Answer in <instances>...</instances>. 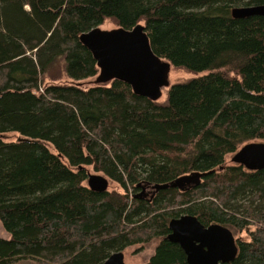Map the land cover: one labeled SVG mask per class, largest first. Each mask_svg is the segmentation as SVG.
I'll return each instance as SVG.
<instances>
[{"label":"trees","instance_id":"trees-1","mask_svg":"<svg viewBox=\"0 0 264 264\" xmlns=\"http://www.w3.org/2000/svg\"><path fill=\"white\" fill-rule=\"evenodd\" d=\"M260 4L0 0V264H103L152 240L143 264H189L168 239L185 214L248 233L226 264H264V169L227 163L264 141V16L231 12ZM107 21L144 24L157 55L197 76L162 102L120 80L88 86L99 68L79 37ZM58 63L72 82L45 85ZM89 167L122 191L92 190ZM193 171L207 173L182 190ZM146 184L169 185L147 198Z\"/></svg>","mask_w":264,"mask_h":264},{"label":"water","instance_id":"water-1","mask_svg":"<svg viewBox=\"0 0 264 264\" xmlns=\"http://www.w3.org/2000/svg\"><path fill=\"white\" fill-rule=\"evenodd\" d=\"M231 12L236 19L264 16V4L237 6ZM79 39L97 62L99 74L96 84L120 80L129 84L135 94L153 101L160 100L164 89L172 85V63L155 53L146 26L142 23L132 29L95 27L82 33ZM231 162L250 171L264 169V141L244 144L232 155ZM168 185L156 184L152 187L159 189ZM88 186L94 191L105 192L109 189V179L90 173ZM169 228L168 239L181 246L189 264H226L238 255L236 236L225 225H205L197 216L185 214L173 218ZM103 264H125L124 251L113 253Z\"/></svg>","mask_w":264,"mask_h":264},{"label":"rangeland","instance_id":"rangeland-1","mask_svg":"<svg viewBox=\"0 0 264 264\" xmlns=\"http://www.w3.org/2000/svg\"><path fill=\"white\" fill-rule=\"evenodd\" d=\"M102 29H114L116 27H118L115 23L111 22V21H107L105 22L103 25L100 26ZM197 75L187 72L183 69H177L172 67L171 73H170V81L171 84H175L177 82H184L187 81L191 78L196 77ZM96 78H90L85 80V82H87L86 84L89 86L91 84L95 83ZM72 79H70L63 66L62 63H58L55 67L52 68L50 74L46 77L45 80V85L47 84H59V83H71ZM167 89H164V94L162 96V98L160 99V101H165L167 98ZM5 140L7 141H11L13 139L16 138V134L15 133H8L4 136ZM231 155L228 156L227 158V163H232L231 162ZM89 171L91 174H101L104 175L102 172H96L93 167H89ZM207 172H201V171H193L190 174L183 176L182 178H179V185L180 188L182 190H185L189 187H194L196 185H198L202 180L203 177L205 176ZM106 176V175H104ZM108 178V177H107ZM109 179V191H122V188L120 187V185L116 182H114L113 180ZM146 186V187H145ZM151 185L148 186V184L143 185V187H145V191L143 192V194H145V196L147 198H152L153 195H151L153 188ZM138 193H142V190L139 191ZM248 233L243 232L241 234H235L236 237H242V238H246L248 235ZM0 236L1 237H8L9 235L7 234L6 230L4 229L2 223L0 222ZM159 240H152L149 243H146L145 245H136V246H132L127 248L126 250H124L125 253V264H143L145 262H147L151 256L154 254V251L156 249V246L158 244ZM18 264H40L36 261H32V260H20Z\"/></svg>","mask_w":264,"mask_h":264},{"label":"bare ground","instance_id":"bare-ground-1","mask_svg":"<svg viewBox=\"0 0 264 264\" xmlns=\"http://www.w3.org/2000/svg\"><path fill=\"white\" fill-rule=\"evenodd\" d=\"M142 194H143V192H142Z\"/></svg>","mask_w":264,"mask_h":264}]
</instances>
